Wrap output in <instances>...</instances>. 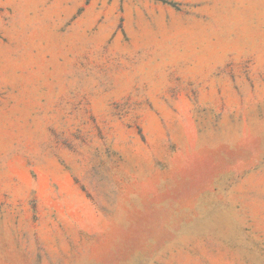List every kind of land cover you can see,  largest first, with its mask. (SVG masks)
Returning a JSON list of instances; mask_svg holds the SVG:
<instances>
[{
  "label": "rangeland",
  "instance_id": "obj_1",
  "mask_svg": "<svg viewBox=\"0 0 264 264\" xmlns=\"http://www.w3.org/2000/svg\"><path fill=\"white\" fill-rule=\"evenodd\" d=\"M0 264H264V0H0Z\"/></svg>",
  "mask_w": 264,
  "mask_h": 264
}]
</instances>
